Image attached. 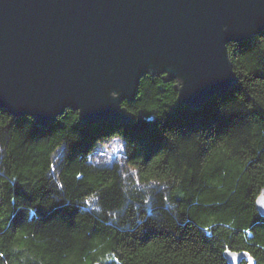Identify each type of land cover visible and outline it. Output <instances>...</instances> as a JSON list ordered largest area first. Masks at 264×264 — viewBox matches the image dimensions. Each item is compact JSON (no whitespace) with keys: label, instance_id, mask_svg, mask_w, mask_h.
I'll return each mask as SVG.
<instances>
[{"label":"trees","instance_id":"1","mask_svg":"<svg viewBox=\"0 0 264 264\" xmlns=\"http://www.w3.org/2000/svg\"><path fill=\"white\" fill-rule=\"evenodd\" d=\"M227 53L236 83L198 108L172 111L163 73L122 102L127 124L0 108V264H264V30ZM114 135L132 175L89 159Z\"/></svg>","mask_w":264,"mask_h":264},{"label":"water","instance_id":"2","mask_svg":"<svg viewBox=\"0 0 264 264\" xmlns=\"http://www.w3.org/2000/svg\"><path fill=\"white\" fill-rule=\"evenodd\" d=\"M262 30L264 0H0V108L39 128L66 108L80 125L127 124L147 73L177 80L172 111L198 108L236 83L227 44Z\"/></svg>","mask_w":264,"mask_h":264},{"label":"rangeland","instance_id":"3","mask_svg":"<svg viewBox=\"0 0 264 264\" xmlns=\"http://www.w3.org/2000/svg\"><path fill=\"white\" fill-rule=\"evenodd\" d=\"M123 146V141L120 136L114 135L104 138L96 144L89 159L95 164L104 165H110L113 162H117L124 173L132 175L135 170L126 163Z\"/></svg>","mask_w":264,"mask_h":264}]
</instances>
